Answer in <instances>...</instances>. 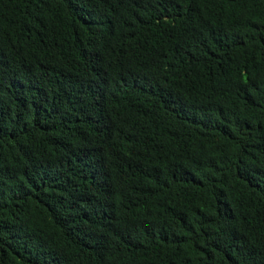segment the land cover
<instances>
[{
	"label": "trees",
	"instance_id": "trees-1",
	"mask_svg": "<svg viewBox=\"0 0 264 264\" xmlns=\"http://www.w3.org/2000/svg\"><path fill=\"white\" fill-rule=\"evenodd\" d=\"M0 264H264V0H0Z\"/></svg>",
	"mask_w": 264,
	"mask_h": 264
}]
</instances>
